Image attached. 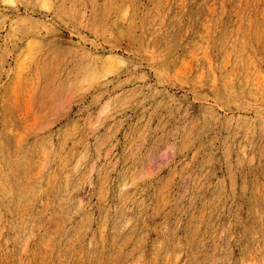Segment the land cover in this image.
<instances>
[{
  "label": "rangeland",
  "instance_id": "obj_1",
  "mask_svg": "<svg viewBox=\"0 0 264 264\" xmlns=\"http://www.w3.org/2000/svg\"><path fill=\"white\" fill-rule=\"evenodd\" d=\"M0 264H264V0H0Z\"/></svg>",
  "mask_w": 264,
  "mask_h": 264
}]
</instances>
